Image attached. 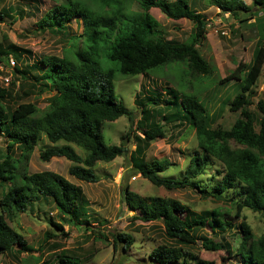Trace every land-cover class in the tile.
Returning <instances> with one entry per match:
<instances>
[{
	"label": "trees",
	"instance_id": "16d2710c",
	"mask_svg": "<svg viewBox=\"0 0 264 264\" xmlns=\"http://www.w3.org/2000/svg\"><path fill=\"white\" fill-rule=\"evenodd\" d=\"M264 0H253L252 5H264ZM137 3V10L132 9ZM221 12L239 19L240 15H253L252 6L244 0H207ZM159 8L169 19L186 18L193 23V31L186 43L169 40L159 29L150 10ZM20 15V14H18ZM5 18L14 21L9 11H0V22ZM77 22L78 32L69 34L68 24ZM37 29L55 32L70 40V46L61 56H44L35 63L36 82L54 92L50 103L39 110L32 102H22L14 108L8 106L11 92L0 87V135L5 139V155L0 160V180L8 182V188L0 198V254L12 253L18 246L20 253L32 250L24 237L14 230L8 221L26 210L40 198L55 207L63 221H81L85 218V200L79 186L62 175L49 170L30 173L28 162L35 146L43 138L50 144L42 148L39 158L47 162L53 157H64L71 162L68 174L76 180L97 181L94 167L97 162H111L117 157L129 156L134 172L140 173L152 185L167 190L182 188L198 189L206 197L221 199L225 192L238 196L234 214L241 219V211L248 208L264 214V103L257 102L260 118L249 109L253 87L264 65V26L259 27L256 43L249 63L238 61L219 84L235 80L239 91L227 100L231 112L238 116L229 129L214 127L206 106L196 95L182 94L169 87L166 101L168 114L155 109L154 114L146 107L141 109L140 120L135 127L143 137L136 138L135 149L129 151L123 141L105 144L103 123L125 116L130 124L134 113L119 102L114 93L115 71L105 69L101 59L116 63L121 75L146 76L150 70L183 63L188 72L205 77L215 67L206 61L197 46L206 34L207 19L192 8L190 0H56L35 23ZM15 47L0 46V63H6L9 51ZM5 59V60H4ZM147 102L157 104L155 97ZM159 119L167 122H186L195 131L196 149L187 165L176 177L164 175L170 166L167 159L146 161L140 143L163 136ZM140 141V142H139ZM59 142L65 144H58ZM72 145L84 150L80 156ZM15 150L18 154L15 157ZM216 161L222 165L220 181L203 183L206 168ZM125 206L136 212L135 218L143 222L161 221L164 237L169 244L155 247L149 258L158 264H215L197 258L185 246H196L201 240L208 251L224 250L239 264H264V234L256 237L242 219L232 223L226 219L225 209L196 213L181 202L162 197L141 196L123 186ZM57 229L62 227L50 219ZM219 239L199 237L202 228ZM232 239L229 242L226 239ZM47 235L46 237H48ZM46 239V238H45ZM113 249L118 242L125 248L131 246V235H113ZM56 264H79L78 261L60 257Z\"/></svg>",
	"mask_w": 264,
	"mask_h": 264
},
{
	"label": "rangeland",
	"instance_id": "374dc122",
	"mask_svg": "<svg viewBox=\"0 0 264 264\" xmlns=\"http://www.w3.org/2000/svg\"><path fill=\"white\" fill-rule=\"evenodd\" d=\"M244 1L252 6L254 16L240 15L239 18L246 19L240 22L229 13L221 12L210 5L207 0H190L192 8L200 11L207 19L206 34L197 48L202 57L215 67L211 75H190L183 63L152 69L146 76L121 75L116 63L101 59L103 68L115 71L113 87L117 100L134 113L132 124L125 116L103 123L105 144L118 145L125 139L124 147L130 152L133 151L136 138L143 137L141 130L135 127V121L140 120L141 109L146 107L152 114L155 109H160L159 115L168 114L169 111L163 108L166 107L165 100L172 99V96L167 94L169 87L177 90L179 95H196L206 106L208 115L213 119L210 123L214 127H231L238 112H231L226 101L232 99L239 91L238 82L230 80L219 84V80L234 69L238 61L250 62L259 40V27L264 26V5H252L253 0ZM55 4L56 0H0V11L7 10L14 17V21L5 18L0 22V46L15 47L5 58L6 63H0V87L11 92L12 96L7 104L12 108L22 102H32L39 110H44L54 95L51 88H44L32 75L39 74L40 70L33 67L41 57H61L71 43L64 35L40 30L35 26L43 14ZM131 7L137 10V3L132 2ZM150 13L169 40L176 43L188 41L193 31V23L190 20L169 19L159 8H152ZM68 27L69 34L78 32L74 19ZM151 96L155 97L157 104L147 102V98ZM251 100L249 109L258 119L260 112L257 102L262 100L264 103V65L253 87ZM178 120L167 122L159 119L163 136L155 137L148 144L140 143L146 161L167 159L170 162L164 175L172 177L183 173L196 149L194 129L186 122ZM49 144L43 138L35 146L28 162V170L30 173L53 171L79 186L85 200V218L81 221H63L51 202L43 198L33 201L24 212L8 221L10 226L24 237L32 250L20 253L19 247L16 246L12 253L0 254V264H56L60 257L78 261L79 264H158L149 258V254L158 245L169 244V241L164 237L160 220L143 222L135 218L136 212L125 206L122 190L126 184L141 196L175 199L196 213L215 208L225 209L230 212L226 216L228 221L238 223L242 219L256 237L264 234V214L243 208L241 219H237L234 208L239 197L232 196L231 192H225L221 199H213L204 196L198 189L187 187L167 190L156 187L140 173L134 172L128 155L107 163L97 162L94 167L96 182L79 181L68 174L71 162L64 157H53L47 162L39 158L40 150ZM5 146V139L0 135V160L5 155ZM72 146L80 156L85 155L84 150L76 145ZM17 154L18 150H15V157ZM217 171H222V165L213 161L201 176L203 183L220 181L221 175L217 174ZM8 186L7 181L0 180V198ZM50 219L59 223L62 229L55 228ZM118 233L131 235L134 238L133 244L124 250L125 243L118 242L114 250L112 239L113 235ZM225 234L226 239L231 242L232 239H228V234ZM47 235L49 236L46 237ZM200 236L217 238L206 227L199 231ZM185 248L197 258L214 261L215 264H239L224 250H206L202 247L201 240H197L196 246ZM194 262L196 261H189L190 264Z\"/></svg>",
	"mask_w": 264,
	"mask_h": 264
},
{
	"label": "water",
	"instance_id": "95a60500",
	"mask_svg": "<svg viewBox=\"0 0 264 264\" xmlns=\"http://www.w3.org/2000/svg\"><path fill=\"white\" fill-rule=\"evenodd\" d=\"M125 144H126V141H125V139L123 140V146H125Z\"/></svg>",
	"mask_w": 264,
	"mask_h": 264
}]
</instances>
